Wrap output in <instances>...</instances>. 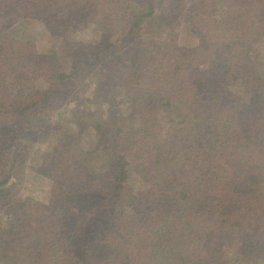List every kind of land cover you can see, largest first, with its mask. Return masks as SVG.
<instances>
[{
    "label": "trees",
    "instance_id": "trees-1",
    "mask_svg": "<svg viewBox=\"0 0 264 264\" xmlns=\"http://www.w3.org/2000/svg\"><path fill=\"white\" fill-rule=\"evenodd\" d=\"M44 112L41 209L13 190ZM2 130L0 264L264 262V0H0Z\"/></svg>",
    "mask_w": 264,
    "mask_h": 264
},
{
    "label": "rangeland",
    "instance_id": "rangeland-1",
    "mask_svg": "<svg viewBox=\"0 0 264 264\" xmlns=\"http://www.w3.org/2000/svg\"><path fill=\"white\" fill-rule=\"evenodd\" d=\"M110 32L113 39L117 38L118 36H123L125 33L124 27H111ZM33 31V30H32ZM37 32H39L37 30ZM33 32L34 37H39L40 40L42 39L40 33ZM66 35L74 41H81L88 44H94V42L99 38L101 34L99 25L94 23L83 24L79 27H67L65 29ZM176 36L177 41L179 44L182 45H194L197 43L196 38L190 31L187 24L183 23L180 25L179 28L176 29ZM142 38L147 39V35L142 36ZM45 40V39H43ZM48 50V44L45 45ZM147 54V57L156 56L155 53L149 54L148 52L144 53ZM130 69L126 70V73H129ZM30 92V90H27ZM125 92V90H122ZM87 97L90 96L91 91L85 93ZM124 95V93H123ZM80 107H85L89 105L88 101L81 102V104H77ZM72 106H76L72 104ZM45 112L43 115L40 116L39 119V132L40 134L36 139H31L26 147L29 148L30 151L25 152V163L19 164L15 170V180L16 185L14 186L13 196L14 199L18 200L19 202H23L28 204V206L46 209L49 203L50 197V189L53 183V177L51 174L41 171L40 167H37V162L35 163V159H39V156H45L48 151H51L54 147V142H56L55 133L49 130V123L46 121L47 119L44 117ZM80 130L84 134V141L88 142L94 138V128H92V121L88 120L84 122ZM6 130H2L0 134L5 133ZM83 137V136H82ZM91 139V140H90ZM27 143V142H26ZM14 153H11V159ZM104 159H102L101 154L99 153L92 161V165L95 163H100ZM12 162V160H10ZM33 165V166H32ZM9 168V167H8ZM134 181V186L135 185ZM241 242L242 240L239 238H234V241L228 240L224 244L225 252L227 253L231 264H264L262 260L255 262H240L239 260V252L241 249Z\"/></svg>",
    "mask_w": 264,
    "mask_h": 264
}]
</instances>
